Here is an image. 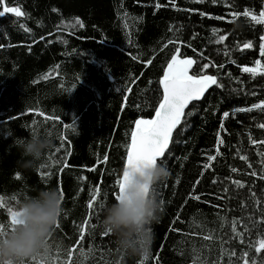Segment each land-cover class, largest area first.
I'll return each mask as SVG.
<instances>
[{
    "label": "trees",
    "instance_id": "16d2710c",
    "mask_svg": "<svg viewBox=\"0 0 264 264\" xmlns=\"http://www.w3.org/2000/svg\"><path fill=\"white\" fill-rule=\"evenodd\" d=\"M156 3L164 6L156 9ZM175 3L176 9L169 0H3L0 3V12L5 7H16L23 13L20 17L7 12L0 16V44L4 45L0 48V196L5 197L0 223H8L7 208L17 205L11 200L13 195L20 202L41 189L51 187L58 192L62 189L64 212L59 219L61 227L54 228L49 238V255H56L59 246L60 259L67 258V248L79 235L77 225L88 213L90 187L94 190L96 185H101L98 199L104 200L106 193L108 199L104 203L113 201L111 192L122 171L125 146L130 142L134 121L150 119L155 114L154 107L162 96L161 90L157 93L159 77L179 47L178 56L196 61L190 74L197 63L210 62L204 73L215 74L222 87L211 86L200 101L187 107L185 112L191 115L182 117L173 131L166 158L158 160L168 168L170 177L154 189L159 204L161 200L164 203L160 204L158 221L151 225L154 240L145 264H154V254H159V264H199L204 258L211 264L220 259L222 243L226 254L221 264H227L228 251H236L239 256L241 249L248 252V258H264V250L255 252L256 240L264 239V223L252 228L247 219H260L259 210L264 209V195H261L264 180L258 178L261 157L257 156V152H264V146L248 142L249 135L264 139V129L256 127L257 123H264V112L233 111L264 99V76L252 78L240 71L242 66H254L256 59L264 64L259 53V36L264 34V25L243 16L234 23L227 22L232 19L227 15L229 11L243 12L247 8L258 16L264 0H217L215 4L212 0L203 3L175 0ZM53 8L57 11L53 12ZM185 8L190 11H183ZM201 11L206 15L201 17ZM216 16L224 19L217 20ZM76 19L84 27L77 25ZM213 28L218 29L217 36L226 35L224 43L214 42L217 37L212 36ZM176 38L179 43L168 44L169 39ZM247 41L253 47L241 50L238 46ZM133 56L137 59L133 60ZM146 60H151L147 67ZM73 83L77 87L67 91ZM36 111L56 120H45ZM224 111L229 112V117L223 119L221 129ZM33 120L37 122L35 125ZM66 123L70 126L67 129ZM34 131L50 136L53 147L44 157L45 168L23 170L17 164L20 155L14 140L28 137ZM218 132L221 144L216 143ZM60 136L64 137L63 141ZM57 148L60 151L54 152ZM217 148L221 155L211 162L209 169H204L207 154L214 155ZM239 155H246L252 168ZM49 156L56 163L49 161ZM65 160L69 167L61 172ZM232 167L238 171L232 173ZM88 168L95 171H87ZM253 171L257 177L249 175ZM81 175L84 181L78 179ZM177 178L179 183L173 187ZM236 179L245 185L243 189L231 183ZM193 185L195 194L201 196L198 201L188 196ZM249 189L255 192L260 204L253 203ZM219 218H223V227ZM233 219L238 221V232H244L246 224L250 229L244 233L243 243L231 233ZM99 220L96 206L85 230L86 238L74 253L73 264H137L140 257L121 253L111 234L102 235ZM172 227L179 231H170ZM204 234H211L214 239L204 241ZM249 243L253 245L251 249Z\"/></svg>",
    "mask_w": 264,
    "mask_h": 264
},
{
    "label": "snow or ice",
    "instance_id": "6c2138e0",
    "mask_svg": "<svg viewBox=\"0 0 264 264\" xmlns=\"http://www.w3.org/2000/svg\"><path fill=\"white\" fill-rule=\"evenodd\" d=\"M192 3H203V0H191ZM0 3H3V0H0ZM212 3H217V0H212ZM169 4L173 9H176V3L175 0H169ZM164 5L160 3H156L154 7L156 9H160ZM225 7H229V5L226 3ZM53 12H56L57 9L53 8ZM183 11H190V9H183ZM191 11H195L194 9ZM14 13L15 16L20 17L23 15L22 11L19 8L16 7H5L3 12H0V16H3L4 13ZM199 15L201 17L205 16L206 14L201 11L199 12ZM228 16H230L232 19L227 21L228 23H234L237 17L243 16L245 18H248L251 22L255 24H261L264 25V8H261L259 11L258 16L256 14H253L249 9L245 8L243 12L239 11H229L227 13ZM213 18V17H209ZM217 20H222L224 17L222 16H216L214 17ZM75 23L79 25L81 28L84 27L82 22L79 19H76ZM21 27H24L21 25ZM25 31H28L27 28L24 29ZM171 31V28L169 29ZM179 31V30H177ZM212 36L217 37L215 39V43L222 44L226 40V35H218V29L213 28L211 30ZM43 38V37H41ZM180 41L178 38L176 39H169L168 44H177ZM167 46V45H165ZM190 46V45H189ZM4 45L0 44V48H3ZM11 47V45H9ZM29 48L31 45L28 46ZM240 47L241 50L243 49H250L253 47V44L251 41H247L243 43ZM180 52V48H175L173 54L171 55L170 59L167 60L166 66L163 67V75L159 77V89L157 90V93L159 94L160 90H162V96H159L158 99V106L154 107L155 114L150 119H143V118H137L134 121V127L131 130L130 134V143H128L125 146V155L122 160V171L118 175V177L114 181V187L113 191L111 192V197L113 198V201L119 200L120 196L124 190V181L125 178L128 175V170L130 167H147L150 165H153L158 162V160L162 157L166 158V149L169 147L170 139L173 135V130L177 128V125L181 123L182 117L186 115H191V112L186 113L185 109L188 107L190 102L193 101H199L201 97L204 95L206 90H208L211 86H215L216 88H221L222 84L218 82V78L215 74H205L204 70L208 69L210 67V62L205 63H197L196 69L193 70V73L190 74V69H192L193 64L196 63L192 58L189 57H183L181 58L177 54ZM259 53L261 57H264V34H261L259 36ZM225 55H227V52H225ZM133 60H136L137 57L133 56ZM204 59H207L206 57ZM151 63V60L145 61V67L148 66V64ZM212 67H216L217 65L212 64ZM219 67H223V64H220ZM240 71L242 73L249 74L252 78H255L257 75L264 76V64L261 63L260 59L254 60V66H242L240 67ZM76 79H80L77 77ZM149 83H151L149 81ZM77 87V84L73 83L71 88L67 89V91L71 92ZM125 90L127 91V86H125ZM127 99V97H125ZM252 110H259L264 112V99H261L258 103H253L250 107H236L233 109L235 113H249ZM35 111V110H34ZM36 115L43 116L45 120H52L55 121V117H48L44 116L42 112L36 111ZM229 117V112L224 111L222 114L221 122H220V128H224L223 119ZM76 120L73 119V124H75ZM33 125H35L37 122L35 120L32 121ZM67 129L70 127L67 123L64 125ZM256 127L258 129H264V123H257ZM35 132V131H34ZM61 141H63L64 137L60 136L59 138ZM248 142L252 145H261L264 146V139H253L251 135L248 136ZM216 143L221 144L222 141L220 139V133L218 132L216 135ZM63 146V144L61 145ZM60 149H54V152H59ZM67 155V153H65ZM221 153L219 149L217 148L215 150V154H207L206 160L207 163L203 165L204 169H209L211 166V162L218 156H220ZM257 156L261 157V172L259 173V179L264 180V152H257ZM187 157H185L186 159ZM241 161H243L245 164L248 165V168H252V164L249 163L248 157L246 155H239L238 157ZM49 161L52 163H56L53 160L52 156L48 157ZM108 156H104V161L107 162ZM100 161L97 160V163ZM50 166V165H49ZM45 164H41L40 168H45ZM69 165L67 164L66 160L64 161L63 167L60 169L62 172L65 168H68ZM87 171H95L94 168H88ZM232 173H236L238 171L237 168L232 167L230 169ZM46 176L48 173L45 174ZM201 175H203V172H201ZM251 177H257V172L253 171L249 173ZM20 174L17 173L16 179L19 180ZM78 179L80 181H84L85 177L83 175L79 176ZM254 182V181H253ZM179 183V178L176 179V181L173 184V187H175V184ZM199 181H196V184H198ZM213 183H216L215 180H213ZM231 183L235 185L239 189H243L245 185L241 182V180L236 179L232 180ZM102 188L101 185H96L95 189L93 190L91 187L89 188V199L87 201L86 207L88 209L87 215L84 217L83 222L77 225L79 229V235L78 238L75 240V242L69 246L66 250V259L61 260L59 257V251L60 248L57 246V254L56 255H47L46 257H43L42 260H38V257H33L30 261H28V264H73V256L78 246L81 245V242L86 238L85 237V230L86 227L89 226L90 218L96 211V206L98 208L102 207L104 204V200L108 199V195L105 193L104 200L98 199L100 197ZM227 191V189H225ZM61 201L64 200L65 193L62 189L59 190ZM250 197L254 204H260L261 201L256 199V194L251 189H249ZM261 195H264V189H261ZM189 198L192 200H200L201 196L198 194H195V185H193V191L188 193ZM220 197H217L219 199ZM5 197L0 196V209L5 208L4 203ZM11 200L16 202L17 204L19 201L17 200V197L13 195L11 197ZM164 203L163 200L160 201V204L162 205ZM241 207H243V201L241 202ZM163 210V209H161ZM260 219L253 221L251 217H248V221L251 224L252 228L258 227L260 224L264 223V209H260ZM18 215L15 208L8 207L7 208V220L8 223H0V236L5 235L8 232H11L15 226H16V219L15 217ZM65 213V218H66ZM176 219L179 220V214L177 213ZM221 222V227H223L224 221L223 218H219ZM182 222V221H181ZM175 221H173V224ZM238 221L233 219L231 224V233L232 235L239 240L241 243H243V235L244 233H247L250 231L248 225H244V232H238L237 231V225ZM93 228L96 227L95 224L91 225ZM200 225H197L199 227ZM61 227L59 220L57 221L55 228ZM170 231L178 232L179 230L175 227H172ZM196 233H193L195 235ZM102 235L108 236L110 233L103 232ZM203 240L211 242L214 237L211 234H204ZM227 241H224L226 243ZM249 249L253 247L251 243L248 245ZM89 250H92V246L89 245ZM264 250V239H257L255 242V252L261 253V251ZM50 251V249H49ZM81 253H83V249H80ZM225 250L223 248V243L221 244V251H220V259H215L211 261V264H221V260L223 256L225 255ZM228 261L227 264H239V262H243V264H264V258H248V252L240 250L239 256H237L236 251H228L227 252ZM233 257H236V260H233ZM148 259V256H141L137 264H145V261ZM159 254H154L153 260L154 264H159ZM199 264H208V261L206 258L199 261Z\"/></svg>",
    "mask_w": 264,
    "mask_h": 264
},
{
    "label": "clouds",
    "instance_id": "9594fccd",
    "mask_svg": "<svg viewBox=\"0 0 264 264\" xmlns=\"http://www.w3.org/2000/svg\"><path fill=\"white\" fill-rule=\"evenodd\" d=\"M23 170H35L45 164L52 138L33 132L14 140ZM170 177L168 168L159 162L147 167H130L119 200L99 208V227L114 237L117 249L131 257L148 256L154 240L151 225L159 218L160 204L155 186ZM15 228L0 236V264H28L33 257L49 254V238L64 212L55 188L41 189L22 199L15 207Z\"/></svg>",
    "mask_w": 264,
    "mask_h": 264
},
{
    "label": "water",
    "instance_id": "95a60500",
    "mask_svg": "<svg viewBox=\"0 0 264 264\" xmlns=\"http://www.w3.org/2000/svg\"><path fill=\"white\" fill-rule=\"evenodd\" d=\"M208 90H209V89H208ZM208 90H206V92H207ZM161 92H162V90H161ZM206 92H205V93H206ZM205 93H204V95H205ZM204 95H203V96H204ZM203 96L201 97V99L203 98ZM201 99H200V100H201ZM200 100H199V101H200ZM194 102H198V101L190 102L189 105H190L191 103H194ZM189 105H188V106H189ZM186 109H187V108H186ZM186 109H185V110H186ZM134 126H135V125H134ZM134 126H133V127H134ZM173 131H174V130H173ZM129 143H130V142H129ZM160 159H161V158H160Z\"/></svg>",
    "mask_w": 264,
    "mask_h": 264
}]
</instances>
